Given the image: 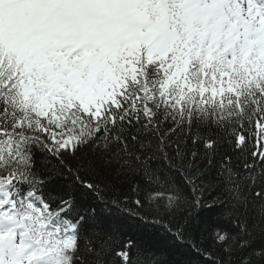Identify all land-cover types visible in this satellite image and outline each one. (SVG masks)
Here are the masks:
<instances>
[{"label":"snow or ice","instance_id":"snow-or-ice-1","mask_svg":"<svg viewBox=\"0 0 264 264\" xmlns=\"http://www.w3.org/2000/svg\"><path fill=\"white\" fill-rule=\"evenodd\" d=\"M0 264H264V0H0Z\"/></svg>","mask_w":264,"mask_h":264}]
</instances>
